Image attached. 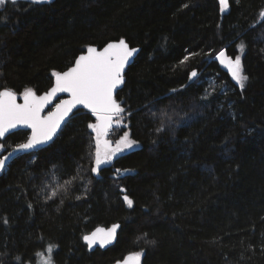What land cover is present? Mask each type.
Wrapping results in <instances>:
<instances>
[{"label": "trees", "instance_id": "16d2710c", "mask_svg": "<svg viewBox=\"0 0 264 264\" xmlns=\"http://www.w3.org/2000/svg\"><path fill=\"white\" fill-rule=\"evenodd\" d=\"M221 9L219 0L0 6V90L18 96L46 92L53 72L89 46L123 39L139 48L109 133L137 144L93 172L94 120L78 111L49 146L14 158L0 173V264H39L49 245L55 264L136 253L139 264H264V0ZM223 48L242 51L243 89L209 61ZM207 77L216 86L204 97ZM27 137L1 140L0 156ZM114 223V245L89 252L83 237Z\"/></svg>", "mask_w": 264, "mask_h": 264}, {"label": "snow or ice", "instance_id": "6c2138e0", "mask_svg": "<svg viewBox=\"0 0 264 264\" xmlns=\"http://www.w3.org/2000/svg\"><path fill=\"white\" fill-rule=\"evenodd\" d=\"M7 2L8 0H0V6L5 5ZM31 2L40 3L42 0H31ZM11 3H17V0H11ZM220 3L222 5L221 10H223L227 0H220ZM241 48H243V45H241ZM135 51V49H129L123 39L118 43H109L103 51L99 52L96 48L89 47L88 54L81 55L75 61L74 67L62 73L53 72L55 83L46 94L37 96L33 89L26 88L23 92V104L16 103V93L12 89L0 90V137H4L9 129L15 128L17 125H27L32 129V136L27 143L18 145V149L32 148L37 143L50 140L64 117L77 105H83L91 110L97 120V123L88 125L89 128L96 132L97 137L96 166L92 168L93 172H97L101 164L110 162L114 155L122 153L126 149H131L137 144L135 140L130 139L129 133L125 132L116 142L115 148L110 147V141L104 142V158L101 159L100 137L108 134V130L112 126L113 115L118 116L124 111L120 103L114 98V90L124 82V67ZM224 56V51L218 54V58ZM227 66L232 78L243 89L249 78L243 74L240 56H236L234 60L229 58ZM196 75L195 71L191 73V77ZM58 93H69L71 99L60 101L55 106V111L49 112L47 116H41L45 106ZM119 123L120 121H117V124ZM8 158L0 159V170L6 166ZM120 171V169H116V172ZM55 195L56 191L54 190L52 196ZM124 199L131 207L132 200L127 196ZM118 227V225H113L104 237L99 238L101 247L115 238V232ZM99 231L101 230L98 229L97 232ZM83 239L91 248L97 242V233L93 232L91 235H85ZM54 247L56 246L49 245L47 257H44L43 254H38L42 256L41 264H54L51 255ZM135 255L139 257L141 253H136Z\"/></svg>", "mask_w": 264, "mask_h": 264}, {"label": "water", "instance_id": "95a60500", "mask_svg": "<svg viewBox=\"0 0 264 264\" xmlns=\"http://www.w3.org/2000/svg\"><path fill=\"white\" fill-rule=\"evenodd\" d=\"M11 1V0H10ZM17 1H24V2H28V3H33L31 2V0H17ZM54 0H42V2L40 3H33V4H46V3H51L53 2ZM261 16L264 17V11L261 13ZM121 40V39H120ZM120 40H113V41H109L108 43H106L104 46H102L101 48H97L96 46H89V47H94L97 49V51H103V49L109 44V43H118ZM126 43V42H125ZM127 44V43H126ZM128 45V44H127ZM87 47L85 49V51L81 54H79L75 60L73 61L72 65L70 67H68L67 69H65L64 71L62 72H65L67 71L68 69H70L71 67H74L75 66V61L81 56V55H87L88 54V48ZM129 49H135L136 51L133 53V55L129 58V62L126 63L125 67H124V71H123V77L125 76V73L127 71V69L129 68V66L133 63L134 59L136 58L137 54L139 53V48L137 47H130L128 45ZM221 51H224L225 52V56L224 57H220L218 58V54L221 52ZM229 58H232L228 53H227V50L225 48L221 49L214 57V62H216L217 66H218V69L225 73V74H228L231 76V72L229 70V67L227 66L228 65V62H229ZM195 71V70H194ZM61 72V73H62ZM193 72V71H192ZM191 72V73H192ZM196 72V71H195ZM191 73L189 75V80H191L193 77H191ZM124 82H125V77H124ZM124 82L120 85L117 86V89L114 90V98L117 94V92L119 90L122 89L123 87V84ZM54 83H55V77L53 76L52 77V84L50 86V88L46 91V92H43L41 93L40 95H44L46 94L53 86H54ZM3 90V89H2ZM40 95H37V96H40ZM71 99V96L69 93H58L55 97H53L50 101V103H48L44 110L42 111L41 113V116H47L49 112H53L55 111V106L60 103V101L62 100H69ZM16 103L17 104H23L24 103V99H23V94L18 96L16 94ZM78 111H82V112H86V113H89L90 116L93 118L94 120V124L97 123V120H96V117L95 115L91 112L90 109H87L85 108L83 105H77L75 108H73V110L71 112L68 113L67 116L64 117V119L60 122V126L57 128L55 134L52 136V138L48 141H44V142H41V143H37L35 144L32 148H29V149H25V150H20L18 149V145L13 147L10 151H8L7 153H5L4 155H1L0 156V159H3L4 157H9L6 161V166L0 170V173H2L6 167L8 166V164L14 159L16 158L17 156L19 155H22V154H28V153H32V152H35L37 150H40V149H43L47 146H49L53 141L54 139L56 138V136L59 134L60 130L62 129V127L64 126V124L69 120V118L75 113V112H78ZM116 115H113V118H112V126L109 128L108 130V134L107 135H103L100 137V147L102 148V151L105 150V147H104V142L105 141H110V147L113 148L114 145H113V142L109 139V133L111 130H113L114 128H118L120 126V123L117 124V121L115 119ZM17 131H26L28 132V137L27 139L23 142V143H27L28 139L31 138L32 136V129L27 126V125H17L15 128H11L8 130V132L5 134L4 137H0V141L5 139L7 136H9L10 134L14 133V132H17ZM95 135H96V132H95ZM94 135V136H95ZM21 143V144H23ZM20 145V144H19ZM96 154V153H95ZM95 158L96 156L94 157V167L96 166L95 165ZM112 163V160L110 162H106V163H103L101 164L100 169H102V167L104 165H110ZM98 170V171H99ZM97 171V172H98ZM113 225H118L119 227L116 229V232H115V238L108 244H106L105 246L101 247L100 246V243H99V238L100 237H104L107 233V231L109 229L112 228ZM101 230L99 232H97V230ZM120 229V225L118 223H114V224H111L109 226H97L95 227L93 230H91L89 233H87L86 235H91L93 232H96L97 233V242L90 248L88 246V243L83 239L84 241V244L86 245L87 249L89 252H93L94 250L96 249H99V250H106L108 248H110L111 246L114 245L116 239H117V234H118V231ZM111 264H139L138 262V258L136 256H126L124 257L123 259L121 260H117Z\"/></svg>", "mask_w": 264, "mask_h": 264}, {"label": "rangeland", "instance_id": "374dc122", "mask_svg": "<svg viewBox=\"0 0 264 264\" xmlns=\"http://www.w3.org/2000/svg\"><path fill=\"white\" fill-rule=\"evenodd\" d=\"M219 2H220V0H219ZM220 6H221V8H222V5H221V3H220ZM227 9V4H226V6H224V8H223V10L225 11ZM218 53V52H217ZM216 53V54H217ZM242 53V51H240V53H239V55H237V56H240V54ZM216 54H214L213 56H210L209 57V61H214L213 59H214V57H215V55ZM232 60H234L235 59V57H232L231 58ZM192 71H194V70H192ZM191 71V72H192ZM196 71V70H195ZM190 72V73H191ZM196 73H197V75L195 76V77H193L192 79L193 80H198L199 79V76H200V73H198L197 71H196ZM231 78H232V75H231ZM232 80H233V82L235 83V84H238L233 78H232ZM202 81H204V82H206L207 84H206V86H205V93H204V97L206 96H209V95H211L212 94V91L214 90L213 88L216 86V82L214 81V79L212 78V77H207V78H204V79H201V80H199V83L200 82H202ZM227 89H226V87H222L221 88V91H226ZM115 119H116V121H119L118 120V118H117V115H116V117H115ZM121 138V137H120ZM95 139H96V141H97V137H96V135H95ZM111 140V139H110ZM119 140V139H118ZM117 140V141H118ZM112 141V140H111ZM117 141H115V142H113V145H114V147L113 148H115L116 147V142ZM132 148H134V146L132 147ZM131 148V149H132ZM100 150H101V159H103L104 158V151H102V148L100 147ZM127 150H130V149H126V150H124V151H127ZM123 151V152H124ZM122 152V153H123ZM118 154H120V153H117L116 155H114L113 157H115V156H117ZM112 157V158H113ZM43 254V256L44 257H47L48 256V252H47V250L44 252V253H42ZM41 261H42V256L40 255V258H39V260H38V262H39V264H41ZM55 264V263H54Z\"/></svg>", "mask_w": 264, "mask_h": 264}]
</instances>
